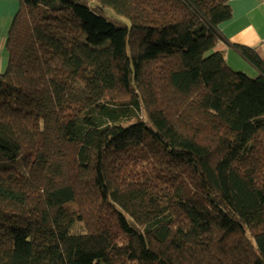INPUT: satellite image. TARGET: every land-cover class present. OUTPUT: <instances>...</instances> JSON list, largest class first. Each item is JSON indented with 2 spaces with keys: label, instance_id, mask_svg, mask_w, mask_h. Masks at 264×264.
Segmentation results:
<instances>
[{
  "label": "trees",
  "instance_id": "16d2710c",
  "mask_svg": "<svg viewBox=\"0 0 264 264\" xmlns=\"http://www.w3.org/2000/svg\"><path fill=\"white\" fill-rule=\"evenodd\" d=\"M90 1L128 24L20 0L9 28L0 264H264V59L227 63L230 0Z\"/></svg>",
  "mask_w": 264,
  "mask_h": 264
},
{
  "label": "crops",
  "instance_id": "0c3cea01",
  "mask_svg": "<svg viewBox=\"0 0 264 264\" xmlns=\"http://www.w3.org/2000/svg\"><path fill=\"white\" fill-rule=\"evenodd\" d=\"M232 19L220 26L223 36L219 48L225 52L231 68H240L257 77L255 69L235 46L254 49L264 59V0H230ZM20 0H0V73L7 69L9 58L6 39L11 23L19 10Z\"/></svg>",
  "mask_w": 264,
  "mask_h": 264
},
{
  "label": "rangeland",
  "instance_id": "374dc122",
  "mask_svg": "<svg viewBox=\"0 0 264 264\" xmlns=\"http://www.w3.org/2000/svg\"><path fill=\"white\" fill-rule=\"evenodd\" d=\"M81 3L87 5L90 9H92L94 12L103 15L104 17H106L108 20H110L111 22L121 25V26H125L128 24L127 20L119 15H117L113 10L108 9V8H101L95 1H90V0H78ZM18 12V11H17ZM17 14V13H16ZM8 55V54H7ZM8 57V56H7ZM233 69L235 71H241L244 72L246 74H248L250 76V74L248 72H246L245 70H242L240 68H234ZM252 76V75H251ZM250 76V77H251ZM124 111H126L128 113V116H132L130 119L128 120H121L122 125H129L131 123V121L135 122L137 121L139 118H143L144 117V113L142 110L137 111V109L135 107H132L130 104L127 105L126 107H124L123 109ZM106 122H110V120L106 119Z\"/></svg>",
  "mask_w": 264,
  "mask_h": 264
}]
</instances>
